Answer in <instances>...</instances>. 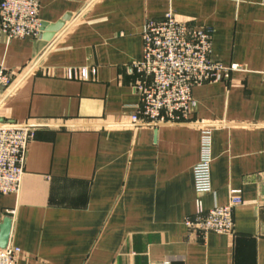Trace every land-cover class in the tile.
<instances>
[{
  "label": "crops",
  "instance_id": "0c3cea01",
  "mask_svg": "<svg viewBox=\"0 0 264 264\" xmlns=\"http://www.w3.org/2000/svg\"><path fill=\"white\" fill-rule=\"evenodd\" d=\"M170 9L211 31L214 61L242 69L192 89L193 122L136 126L131 64L146 22ZM38 17L67 20L49 40L0 35L11 76L0 118L34 128L19 192L0 194L17 264H264V0H40ZM68 68L89 77L69 79ZM203 125L212 127L204 208L227 204L231 189L243 200L233 233L205 239L184 223Z\"/></svg>",
  "mask_w": 264,
  "mask_h": 264
},
{
  "label": "built area",
  "instance_id": "2783aa9c",
  "mask_svg": "<svg viewBox=\"0 0 264 264\" xmlns=\"http://www.w3.org/2000/svg\"><path fill=\"white\" fill-rule=\"evenodd\" d=\"M40 0H0V35L6 42L14 38L36 39L42 31L38 17ZM142 57L131 64L136 75L134 89L138 103L131 124L157 127L193 122L195 107L192 89L229 78L238 64L223 65L211 58V31L181 20L170 9L159 21L146 22L142 31ZM85 68H68L67 78L87 80ZM10 73L0 63V90L9 86ZM34 128L16 123H0V194L18 193L22 183L26 147ZM212 127L200 129L199 159L193 166L194 189L198 195L195 213L186 217L187 228L205 239L209 233L231 235L233 211L242 204L239 189H231L227 204L205 209L201 195L211 192ZM14 215V210L7 211ZM21 249L7 244L0 248V264H17ZM161 264H169L165 261Z\"/></svg>",
  "mask_w": 264,
  "mask_h": 264
},
{
  "label": "water",
  "instance_id": "95a60500",
  "mask_svg": "<svg viewBox=\"0 0 264 264\" xmlns=\"http://www.w3.org/2000/svg\"><path fill=\"white\" fill-rule=\"evenodd\" d=\"M67 20V17H64L62 21L55 23L53 25L42 24V33L40 36L43 40H49L53 34L63 25V22ZM41 31V32H42ZM0 123H3V119L0 118ZM12 221L10 217H5L2 224L0 225V248H5L9 243L10 234H11Z\"/></svg>",
  "mask_w": 264,
  "mask_h": 264
}]
</instances>
